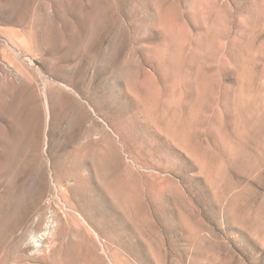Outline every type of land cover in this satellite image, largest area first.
<instances>
[{"label": "rangeland", "instance_id": "obj_1", "mask_svg": "<svg viewBox=\"0 0 264 264\" xmlns=\"http://www.w3.org/2000/svg\"><path fill=\"white\" fill-rule=\"evenodd\" d=\"M0 28V264H264V0H0ZM23 62L68 94L45 147Z\"/></svg>", "mask_w": 264, "mask_h": 264}, {"label": "bare ground", "instance_id": "obj_2", "mask_svg": "<svg viewBox=\"0 0 264 264\" xmlns=\"http://www.w3.org/2000/svg\"><path fill=\"white\" fill-rule=\"evenodd\" d=\"M5 30L7 32H10V34L12 32V30L10 29L0 28V32L2 33H5ZM0 38H2V35H0ZM6 45H8L7 42L0 39V55L3 51H5ZM26 46L27 48L29 47V45H26ZM31 64H32L31 62H23L22 66L18 70H13L11 74V79L17 89L16 93L18 92L17 98H19L20 102H22V104L24 103L26 107V122H25L26 131L29 134L30 139L32 141L35 140L36 137H38L44 143V147H45L47 145V140H48V134L46 132V128L48 127L50 129V128H53L55 125H58V124L60 125L61 120H63L64 117L66 116L65 115L66 112H64V108L62 107L65 106L64 100H67L66 95L68 94L65 91L66 87L64 86V84L63 85L62 84L61 85L60 84L50 85V83H45L43 85H40L38 82L40 69L30 68L32 66ZM62 69L59 68V74H62ZM63 74H65V72ZM12 90L14 89L12 88ZM71 100L73 103L75 102V104L78 105L79 109H83V106L79 104V102L74 101L73 99ZM43 151L44 150H41L40 152L43 154L44 153ZM48 229H49V225L46 224L41 230L40 234L39 235L37 234L38 236H36L35 238L33 236L34 239H32V242L35 243L34 245L41 244L42 239L45 240L42 237L46 236L47 232H49ZM36 246L40 248L41 245H36Z\"/></svg>", "mask_w": 264, "mask_h": 264}]
</instances>
